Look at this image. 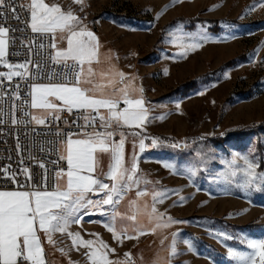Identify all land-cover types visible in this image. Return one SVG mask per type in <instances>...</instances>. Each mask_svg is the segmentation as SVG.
Wrapping results in <instances>:
<instances>
[{
	"label": "rangeland",
	"instance_id": "1",
	"mask_svg": "<svg viewBox=\"0 0 264 264\" xmlns=\"http://www.w3.org/2000/svg\"><path fill=\"white\" fill-rule=\"evenodd\" d=\"M54 2L83 18L115 68L136 78L134 84L143 89L152 117L146 135L187 141V147L178 150L149 147L140 153L137 147L139 190L146 195L137 197V189L130 191L117 205L114 226L129 228L134 236L131 228L143 225L147 234L123 239L131 245L126 249L114 245L115 252L131 253L134 264H167L171 234L179 230L180 254L171 258V264H210L209 256L214 264H236L214 238L216 233L234 237L227 244L241 251L248 250L240 243L242 238H264V192L238 187L242 174L231 177L228 167L235 153L253 152L258 160L264 158V7L258 0ZM217 27L219 31H213ZM205 33L210 42L180 55L181 44L198 43ZM134 142L138 144L128 135L126 158L131 157ZM174 157L200 169L194 183L186 174L173 175L163 167V161ZM238 163L242 167L243 162ZM161 189L180 191L156 202L157 211L186 223L153 234L147 213L153 207L152 194ZM180 196L186 199L177 206ZM131 215L135 221L127 218ZM100 227L103 236L110 233L103 222ZM94 228L78 233L88 237ZM185 240H194L196 250L189 251Z\"/></svg>",
	"mask_w": 264,
	"mask_h": 264
},
{
	"label": "snow or ice",
	"instance_id": "2",
	"mask_svg": "<svg viewBox=\"0 0 264 264\" xmlns=\"http://www.w3.org/2000/svg\"><path fill=\"white\" fill-rule=\"evenodd\" d=\"M177 2L182 0H173V4ZM74 3L82 5L83 0H74ZM258 4L264 7V0H258ZM256 6L251 5L247 12ZM21 7H25L28 17L24 21V28L10 29L5 26L9 14L13 19H21L16 0H0V21L3 22L0 23V112H3L7 98H11L13 126L24 125L27 128L36 125L49 129L56 126L54 135L59 139L48 142V149H45L43 143L40 144L41 152H55L57 159L51 160L56 166L51 177L45 163L37 162L44 170L39 185L30 183L33 174L26 166L18 170L11 169L10 165L0 167V179L14 185L12 188L0 187V264H49L45 242L55 246L53 235L58 232L67 233L72 238L73 246L86 248L85 255L90 264H134L130 253H125V259H110L115 249L101 240L99 234H93L95 240H84L79 233L69 231L70 226L79 224L83 216L97 212L108 214L109 209L115 221L119 215L117 205L130 191L135 188L137 197L146 195L145 191L139 190L141 177L138 173L137 147L140 153L149 147L178 150L186 148L187 141H169L146 135V127L152 117L143 97V89L135 86L134 76L115 68L111 55L102 52L99 37L83 18L71 10H65L54 0L51 3L46 0H29L27 6ZM28 30L36 34L27 42L26 37L20 38L22 47L28 50V58L11 61L9 57L18 53L10 52V47L14 48L18 38L10 33ZM45 38H50V44L44 42ZM210 41L211 37L206 33L201 34L200 42L187 46L181 44L184 51L180 55H186L187 51L196 50L203 42ZM34 56L41 59L34 60ZM14 80L18 82L13 85ZM21 82L27 84L23 97ZM176 107L179 109L180 103ZM17 112L20 113L19 117ZM64 112L77 114L72 124L78 131L65 132L59 127L62 120L68 124L62 115ZM80 120L82 123H78ZM3 123L6 121L0 117V124ZM128 135L138 141V144L133 143L130 158H126L125 152ZM146 140H150V143L146 144ZM17 151H21L18 138ZM104 156L109 159L106 171L101 168ZM61 161L66 167L60 165ZM239 161L243 162L242 167ZM20 164H24L23 158ZM162 164L173 175L186 174L193 183L195 181L192 178L200 171L189 166L188 161H180L175 157ZM228 167L231 169V177L242 174L243 180L237 183L238 187L249 192H264V158L258 160L253 152L235 153L228 161ZM20 175L24 176V183L18 179ZM179 191L161 189L152 194L154 203L147 214L152 221L153 234L171 225L186 223L158 212L154 206L156 202L179 195ZM185 199L180 196L176 201L177 206ZM135 203L132 201V204ZM127 218L136 220L135 215ZM105 227L118 243H122L125 238H139L147 234L143 225L131 228L136 233L134 236L129 235V228L118 230L114 223H106ZM171 237V256L167 264H171L172 257L180 254L176 247L177 238L181 237L180 231L173 232ZM214 238L226 247L230 261L236 264H264V238H242L240 243L247 251L228 245L227 241L234 237L227 233H216ZM184 243L189 251L196 250L194 240H185ZM208 259L210 264H214L211 256Z\"/></svg>",
	"mask_w": 264,
	"mask_h": 264
},
{
	"label": "built area",
	"instance_id": "3",
	"mask_svg": "<svg viewBox=\"0 0 264 264\" xmlns=\"http://www.w3.org/2000/svg\"><path fill=\"white\" fill-rule=\"evenodd\" d=\"M27 0H16L17 10L21 17L20 20L13 19L11 14H9V18L5 24V26L10 29H21L24 28V21L28 18L27 13L25 11V7H21V5L27 6ZM0 23H3L0 21ZM10 35H15L18 39L16 40L15 46L10 47V52L18 53V55L13 54L9 57V59L13 62L23 61L28 58V50L21 45L20 38H27L25 42L28 40H32L36 34H32L30 30L28 31H16L15 33H10ZM46 44H50V38H45L44 41ZM36 43H39V37H36ZM51 51V49H48ZM34 60H40L41 57L34 56ZM17 80H14L12 84L14 85ZM6 86L7 82H5ZM27 91V84L21 82V96H24V92ZM12 100L11 98H7L6 103L3 104V112H0V117H2L6 123L0 124V167L11 166V169L18 170L21 167H28L32 174L33 179L30 182L32 185H39L44 176V170L38 166V161L43 162L48 169V175L51 177L52 172L54 171V166L51 163V160L57 159V155L55 152L49 154L48 151L41 152L40 144L43 143L45 149L49 148L48 142H54L59 139L54 135L56 130V126H53L51 129L46 128L44 126H36L29 125L27 128L24 125H16L13 126L11 124L12 119ZM19 103V101H17ZM35 112L34 110H32ZM17 117L20 116V113H16ZM63 117L68 121V124H64L63 120L59 123V127L63 129V131H78L79 129L72 124V121L76 119V113L73 115H69L67 112H64ZM78 123H82V120L78 121ZM71 126V127H70ZM35 128V131L32 129ZM17 138L19 139V143L21 145V151H17ZM31 157H35V159H31ZM23 158L24 164H20V160ZM61 166L66 167L63 161L60 162ZM21 183L25 182V178L23 175L18 177ZM0 187L4 188H12L14 185L10 184L7 180L0 179ZM49 188L51 189V183L49 184Z\"/></svg>",
	"mask_w": 264,
	"mask_h": 264
},
{
	"label": "crops",
	"instance_id": "4",
	"mask_svg": "<svg viewBox=\"0 0 264 264\" xmlns=\"http://www.w3.org/2000/svg\"><path fill=\"white\" fill-rule=\"evenodd\" d=\"M28 3V1H27ZM51 3V2H49ZM35 112L37 110H34ZM128 142V138H127ZM126 142V143H127ZM109 162V159L107 156L102 157L101 159V168L106 171L107 170V164ZM111 211L108 212V214L101 215L100 213H95L92 215L83 216L81 222L79 224H72L70 226L69 231L73 233H78L79 229H96L95 232H92V234L88 237H82L84 240H95L96 236L93 234H99V238L103 240L110 248L114 249V245H122V248H129L132 241L128 242L127 240H123L122 243H118L116 240L113 239L112 233L107 234L106 236H103L100 229V223L103 222V224L106 223H115L113 221V217L110 215ZM118 216L115 218L117 219ZM53 239L55 241V246L48 245L45 242V248L47 252V259L49 261V264H90V261L88 260L87 256L85 255L87 249L82 246H73L72 238L68 236L67 233L65 234H59L55 233L53 235ZM129 244V245H128ZM62 250V251H61ZM125 253L122 251H116L114 253L110 254V259H125ZM131 254V253H130Z\"/></svg>",
	"mask_w": 264,
	"mask_h": 264
},
{
	"label": "trees",
	"instance_id": "5",
	"mask_svg": "<svg viewBox=\"0 0 264 264\" xmlns=\"http://www.w3.org/2000/svg\"><path fill=\"white\" fill-rule=\"evenodd\" d=\"M213 31H219V28L217 27L215 30H214V28H213ZM215 142H218V141H215Z\"/></svg>",
	"mask_w": 264,
	"mask_h": 264
}]
</instances>
